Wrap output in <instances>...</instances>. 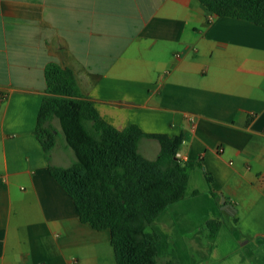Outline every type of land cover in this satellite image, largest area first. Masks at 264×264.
I'll list each match as a JSON object with an SVG mask.
<instances>
[{"label": "crops", "instance_id": "1", "mask_svg": "<svg viewBox=\"0 0 264 264\" xmlns=\"http://www.w3.org/2000/svg\"><path fill=\"white\" fill-rule=\"evenodd\" d=\"M52 63L104 121L182 136L183 164L202 165L152 225L159 264H264V27L198 0H0V264H117L111 232L83 224L50 174L74 151L35 134Z\"/></svg>", "mask_w": 264, "mask_h": 264}, {"label": "trees", "instance_id": "2", "mask_svg": "<svg viewBox=\"0 0 264 264\" xmlns=\"http://www.w3.org/2000/svg\"><path fill=\"white\" fill-rule=\"evenodd\" d=\"M198 1L215 17L264 27V0ZM46 82L35 134L51 153L57 146V121L77 158L67 168L51 166V176L71 197L83 224L111 232L117 264H159L161 237L152 225L168 207L185 200L190 173L202 165L183 164L177 157L182 136L148 135L135 125L120 131L104 121L82 96L71 70L49 64ZM144 138L161 146L155 161L139 152ZM205 177L212 197L220 201L212 176ZM221 226L220 221H209L210 237L215 238Z\"/></svg>", "mask_w": 264, "mask_h": 264}, {"label": "rangeland", "instance_id": "3", "mask_svg": "<svg viewBox=\"0 0 264 264\" xmlns=\"http://www.w3.org/2000/svg\"><path fill=\"white\" fill-rule=\"evenodd\" d=\"M54 125V124H53ZM55 129L59 130V124L58 122L55 123L54 125ZM57 144L61 147L62 145L65 146L66 145V140L65 137L63 135V132L60 130L59 134H58V139H57ZM177 261L176 259H171V261L167 262L163 260V264H175Z\"/></svg>", "mask_w": 264, "mask_h": 264}, {"label": "water", "instance_id": "4", "mask_svg": "<svg viewBox=\"0 0 264 264\" xmlns=\"http://www.w3.org/2000/svg\"><path fill=\"white\" fill-rule=\"evenodd\" d=\"M221 201H222V209L223 210H229L230 208H232V206H230L229 204H226V199L224 198V196H221Z\"/></svg>", "mask_w": 264, "mask_h": 264}, {"label": "built area", "instance_id": "5", "mask_svg": "<svg viewBox=\"0 0 264 264\" xmlns=\"http://www.w3.org/2000/svg\"><path fill=\"white\" fill-rule=\"evenodd\" d=\"M177 157H178L180 160H182V159H181V158H182V157H181V154L178 153V154H177Z\"/></svg>", "mask_w": 264, "mask_h": 264}]
</instances>
